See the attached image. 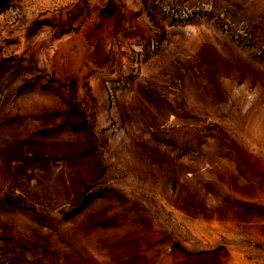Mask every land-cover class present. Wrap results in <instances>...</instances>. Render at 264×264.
I'll return each instance as SVG.
<instances>
[{
    "label": "rangeland",
    "instance_id": "1",
    "mask_svg": "<svg viewBox=\"0 0 264 264\" xmlns=\"http://www.w3.org/2000/svg\"><path fill=\"white\" fill-rule=\"evenodd\" d=\"M0 264H264V0H0Z\"/></svg>",
    "mask_w": 264,
    "mask_h": 264
}]
</instances>
